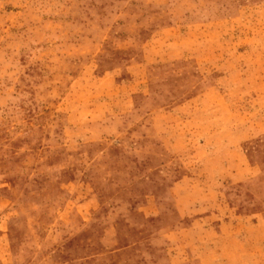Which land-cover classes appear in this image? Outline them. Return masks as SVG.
Wrapping results in <instances>:
<instances>
[{
    "label": "rangeland",
    "instance_id": "rangeland-1",
    "mask_svg": "<svg viewBox=\"0 0 264 264\" xmlns=\"http://www.w3.org/2000/svg\"><path fill=\"white\" fill-rule=\"evenodd\" d=\"M125 247L264 264V0H0V264Z\"/></svg>",
    "mask_w": 264,
    "mask_h": 264
},
{
    "label": "crops",
    "instance_id": "crops-1",
    "mask_svg": "<svg viewBox=\"0 0 264 264\" xmlns=\"http://www.w3.org/2000/svg\"><path fill=\"white\" fill-rule=\"evenodd\" d=\"M130 248L125 247L118 250H114L111 253L112 256V262L113 264H135L137 263L135 260H139V257L136 255L134 256L131 251H129ZM177 262V263H176ZM180 261H175L174 264H179ZM139 264H151L149 261V258L147 261H145V258L143 260H139Z\"/></svg>",
    "mask_w": 264,
    "mask_h": 264
}]
</instances>
